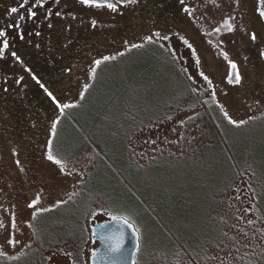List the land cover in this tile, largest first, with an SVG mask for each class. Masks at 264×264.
<instances>
[{"label": "rangeland", "instance_id": "obj_1", "mask_svg": "<svg viewBox=\"0 0 264 264\" xmlns=\"http://www.w3.org/2000/svg\"><path fill=\"white\" fill-rule=\"evenodd\" d=\"M109 2L0 0V264H91L114 215L140 232L136 264H253L264 4Z\"/></svg>", "mask_w": 264, "mask_h": 264}, {"label": "water", "instance_id": "obj_2", "mask_svg": "<svg viewBox=\"0 0 264 264\" xmlns=\"http://www.w3.org/2000/svg\"><path fill=\"white\" fill-rule=\"evenodd\" d=\"M92 233L99 244L91 255V264H136L140 232L131 220L114 215L95 222Z\"/></svg>", "mask_w": 264, "mask_h": 264}, {"label": "trees", "instance_id": "obj_3", "mask_svg": "<svg viewBox=\"0 0 264 264\" xmlns=\"http://www.w3.org/2000/svg\"><path fill=\"white\" fill-rule=\"evenodd\" d=\"M129 82V81H128ZM127 84L124 82L122 87L119 90H116L115 93L111 96V101L112 103H123V105L121 104L122 110L121 112H124V104L126 102V100L121 99L120 101L117 102V99L121 96L122 94V88L126 87ZM196 99V97H195ZM210 107L208 108V114H210L209 111ZM69 108L66 109L62 115L63 117H68L69 114ZM104 116H110V114L108 115L107 113H104ZM107 117V118H108ZM260 156H258L259 158ZM227 162L228 165L230 166L231 170L230 172L226 175V180H225V184H227L232 178L235 177V175L239 172V170L244 169L246 167H249L252 165V155H245L244 151L242 154H240V156H235V155H230L229 157H227ZM259 167L255 168H250L252 170L253 173V180H254V189L255 191H257V197H258V207L259 210L261 212V214L264 216V193H262L264 191V173L262 172V169H264V162L262 161L260 163H258ZM260 183V186H259ZM258 257V258H256ZM251 259V258H250ZM252 262L253 264H264V255H257L255 257H252Z\"/></svg>", "mask_w": 264, "mask_h": 264}, {"label": "snow or ice", "instance_id": "obj_4", "mask_svg": "<svg viewBox=\"0 0 264 264\" xmlns=\"http://www.w3.org/2000/svg\"><path fill=\"white\" fill-rule=\"evenodd\" d=\"M25 2H27V0H25ZM129 2L134 3L135 0H129ZM260 2H261V4H264V0H260ZM82 3H84L86 5H93V4H95L98 7L106 6L107 8H110L113 11H115L117 9V7H118V5L116 3L109 2V0H103V3L101 2V0H82ZM11 11L12 12H17L18 9L17 8H13ZM261 15L264 16V11H261ZM31 16H33V17L36 16V12H32L31 13ZM216 31H219V29H216ZM3 35H5V33L0 32V36H3ZM252 39L253 40L256 39V36H255L254 33L252 34ZM5 47H7V42H5ZM13 55H15V53H13ZM231 66L233 68H237V65L234 62H232V65ZM235 78H236V82L239 83L240 76H239V72L238 71L236 72ZM49 95H51V94H49ZM232 123H236V122L235 121H232ZM48 159L49 160H55V157L53 155L49 154ZM55 162L57 164L61 163L60 160H55Z\"/></svg>", "mask_w": 264, "mask_h": 264}]
</instances>
